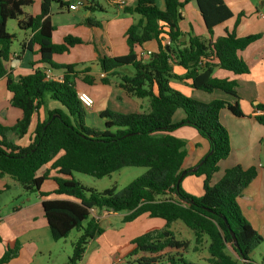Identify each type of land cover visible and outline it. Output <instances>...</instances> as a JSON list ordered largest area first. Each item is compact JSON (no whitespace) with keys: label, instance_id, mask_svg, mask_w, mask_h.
I'll use <instances>...</instances> for the list:
<instances>
[{"label":"trees","instance_id":"1","mask_svg":"<svg viewBox=\"0 0 264 264\" xmlns=\"http://www.w3.org/2000/svg\"><path fill=\"white\" fill-rule=\"evenodd\" d=\"M73 2L76 0H41L40 14L26 17L23 10L32 6L34 0H0V80L6 77L10 105L21 112L12 127L0 124V178L11 177L24 192L44 199L42 208L53 241L68 238L74 230L82 231L73 245L69 264H80L90 241L105 233L100 222L91 216L92 210L125 213V223L143 215L165 222L162 228L130 241L128 256H142L134 259L137 264H195L187 260L186 254L203 250L208 253V264H256L250 255L264 239L244 217L238 199L257 178V168L236 165L227 169L216 184L212 182L220 162L231 153V137L220 120L221 112L227 110L235 117H243L237 81L216 78L214 71L219 68L235 76L248 74L249 68L238 53L257 42L261 34L237 36L236 29L246 15L242 12L232 31L214 39L215 28L234 18L225 0H164V10L157 6V0H136L135 8L126 10L141 16L126 33L129 53L108 57L97 50V63L106 75L103 84L107 85L110 77H117L119 87L131 97L147 99L150 110L127 115L103 112L106 130L96 131L85 126L83 106L77 97L75 79L82 72L76 65H57L53 61L55 55L83 44L72 36L65 37L61 44L52 39V6L57 4L61 11H68ZM190 3L197 4L208 37L198 36L192 29L188 33L181 30V12ZM78 4L85 12H104L97 0H90L87 6ZM11 20L17 21L20 31L32 32L29 47H38V64L42 67L26 76L15 77L6 69L16 38L7 30ZM86 21L100 26L91 17ZM152 42L157 46L155 53L147 58L138 55V48ZM22 48H26L25 43ZM175 65L185 74L177 75ZM129 67L134 74L125 72ZM45 68L63 70V82L46 80ZM173 80L186 81L194 90L205 93L220 91L233 97L235 103L198 101L174 89ZM84 81L92 83L93 78L86 77ZM47 96L61 103L66 112L47 110ZM41 109L45 118L38 117L34 124L33 118ZM254 110L261 112L254 120L264 126V105L259 104ZM178 111L185 118L175 123ZM55 115L59 117L53 119ZM180 127L195 129L212 152L195 173L183 169L186 141L174 135ZM7 133L19 140L29 135L30 142L27 146L18 145L7 140ZM124 168H146L147 172L120 193L115 188L97 192L74 176L79 173L103 179ZM184 171L187 173L177 186ZM189 176L203 177L202 196H192L183 189L182 182ZM48 181L56 187L52 192H43ZM177 223L188 230L190 239L178 236L173 229ZM21 249L19 241L8 244L0 264L17 258Z\"/></svg>","mask_w":264,"mask_h":264},{"label":"crops","instance_id":"2","mask_svg":"<svg viewBox=\"0 0 264 264\" xmlns=\"http://www.w3.org/2000/svg\"><path fill=\"white\" fill-rule=\"evenodd\" d=\"M90 0H88L89 3ZM109 8L105 6L101 0H97L99 5L104 9V12H93L88 15L83 11V8L78 4L79 2H73L70 6L68 13H74L71 18H63L58 24L53 22V11L51 10V22L55 27L53 33V43L61 44L64 38L72 36L79 38L83 41L82 45L71 48L66 54L75 55V63L69 64L68 59H64L61 56L55 55L53 60L57 65H77L80 63H97V50L100 53L108 57L124 56L129 53V47L127 44L126 33L128 29L137 24L141 20V16L137 14L126 13L127 9H134L136 6V0H106ZM122 1L125 3L124 8H120L114 5V2ZM234 14V18L215 28L214 39L221 37L225 32L232 31L236 17L244 12L246 15L241 19V23L236 29L238 37H245L248 35L261 34V38L251 44L246 50L239 52V57L246 63L249 68V73L246 75L235 76L233 73L215 69L214 77L219 79L235 80L238 83L237 94L239 96V104L243 112V117H235L227 110L221 112L220 120L222 124L227 128L231 137V153L229 157L219 164V171L213 176L212 182L216 184L223 176L224 172L236 165H241L248 169L256 167L258 170L257 178L243 191L241 197L238 199L241 211L244 217L250 222L253 229L256 230L264 239V126L258 124L254 117L261 112H255L254 107L259 104L264 105V0H225ZM41 0H34L32 6L24 9V15L26 17H36L40 14ZM157 6L164 10V0H157ZM73 7V9H72ZM112 7V8H111ZM53 9V7H52ZM73 10V11H72ZM113 14H106L108 12ZM59 12V11H58ZM65 11H60L64 13ZM84 12L80 17L78 14ZM98 14H103L99 18ZM183 20L180 23L181 30L188 33L191 29L198 36L208 37V32L203 23L199 9L196 3H190L186 5L182 10ZM108 15V16H107ZM70 16V14H69ZM91 17L93 21L100 24L99 27L92 26L86 20ZM13 33L15 39L23 37L22 44H26V48L21 52H12L10 60L6 63V69L9 74L15 77L29 75L35 68L42 67L38 64L40 56L35 58L37 50L34 45L29 47V42L33 36L30 31ZM157 51V46L154 42L145 44L142 49L138 48L137 53L141 52ZM29 53L33 54V57L29 58ZM57 60V61H56ZM77 70L82 72L75 79L77 93L85 92L94 99V106L91 109H97L102 104H107L114 97L127 101L132 105L130 112L143 113L144 101H136L123 91L119 87V79L117 77H110L107 85L103 84L102 79L106 76L101 72L100 78H96L92 74L91 67L84 64L81 67H77ZM128 72V69H124ZM88 71V72H84ZM174 72L177 75H184L185 71L174 66ZM53 75L57 78L63 79V73L57 74L53 71ZM104 76V77H103ZM86 77L93 78L92 83L85 82ZM116 79V80H113ZM6 77L0 80V105L5 108L4 116L11 117L13 121L17 122L21 118V112L11 110L10 99L11 94L6 88ZM171 86L183 93L188 97H192L198 101L210 103L214 100H225L231 104L235 103V99L220 91H214L213 93H205L202 91L194 90L190 84L186 81H171ZM116 89L117 92L114 90ZM116 92V93H115ZM226 95V96H224ZM141 100V99H140ZM99 110L100 116L103 112L111 111L109 106L106 105ZM129 109V108H128ZM54 110V109H53ZM58 110V109H55ZM121 111H128L127 109L120 108ZM114 112V111H111ZM114 113L123 114L116 111ZM126 113L125 115H127ZM44 109L39 110V114H36L33 118V123L37 121V118H45ZM9 116V117H8ZM185 114L178 111L174 117V122L179 123L183 121ZM34 125L30 128V134L32 133ZM174 135L180 139L186 141L187 156L184 162L183 169L189 170L196 167L210 151L209 143L203 139L198 132L190 127H180ZM30 142V138L25 143H16L21 146H27ZM184 179V190L195 197L203 195V187H201L202 179L195 180L191 176ZM11 177L0 178V197L5 196L7 192L18 190V196L7 199L5 203H0V259L3 257L7 246L10 243L19 241L22 245V249L17 258L13 259L7 264H35L40 258H44L51 250L48 248L51 238L47 221L44 217L42 208L43 198L36 194L35 199L27 197V195L20 194L21 186L19 183ZM182 182V185H183ZM20 186V187H19ZM55 184L51 181L46 182L43 187V192H52L55 189ZM1 207L4 211H1ZM100 214L91 212V216L101 222V218L107 219L110 216H120L118 233L127 232L130 237L125 242H130L134 238L149 232L151 230L160 229L165 225V222L161 219H151L147 215H143L132 223H125V213H113L106 210L97 211ZM101 217V218H100ZM144 225L143 228L136 230L138 223ZM123 225V226H122ZM182 226V227H181ZM176 228H183L187 233L188 230L181 223H177L173 226L174 231L180 238H187L183 233L176 230ZM190 235V233H189ZM51 240H53L51 238ZM261 250L259 257L255 260L256 250ZM254 251V258L251 260L256 264H261L264 260V242Z\"/></svg>","mask_w":264,"mask_h":264},{"label":"rangeland","instance_id":"3","mask_svg":"<svg viewBox=\"0 0 264 264\" xmlns=\"http://www.w3.org/2000/svg\"><path fill=\"white\" fill-rule=\"evenodd\" d=\"M101 2L105 6H107V8L110 7L108 6V3L106 0H101ZM52 7H53L52 9L53 17L52 18L55 24H58V22L61 21L63 18H71L74 14V13H68L67 11H65L64 13H60L61 10L59 9V6L57 4H54ZM83 13L84 12H81L78 15L81 17ZM106 14L110 15V14H113V12L110 11ZM95 15H98L99 18L104 16L103 14H98V13H96ZM7 30L10 34L20 32L17 21L16 20L9 21V23L7 24ZM22 42H23V37H18L17 39H15L11 45V51L21 52ZM34 46L37 50V54L35 55V58H37V61H38V57H39L38 47L36 45ZM28 57L29 58H27L26 62H28V60L33 57V54L29 53ZM61 57L64 59H68V62H70L69 64H73L76 61L74 54H65ZM84 64H87L88 67H91L92 74L96 78V80L100 78L101 69L98 63H94L91 65L90 63H80V64H77L76 66L81 67ZM127 69H128V72H127L128 74H134L133 68L129 67ZM54 72L57 74H60V73H63V70H54ZM113 80H116V79H113ZM114 90L117 92L116 89ZM114 96L115 95H113V98L111 99V101H108L107 104L105 103V104H102L101 106L99 105L97 109H88V108L82 107L83 121L86 127L96 130V131L106 130V126H105L106 120L105 118H102L99 113L100 112L99 110H102L100 108H103V106L105 107L106 105H108L109 109L114 112L119 111V112H122L123 114L133 113L129 111L132 108V105L129 102L127 101L123 102L122 100H119L118 98ZM133 99H135L136 101H144V107L142 111L143 113L149 112L150 104L147 99L145 100H140L137 98H133ZM123 107L127 109L128 111H125V110L121 111L120 108H123ZM45 108L47 110L59 109V110H62L63 112H66V109L63 107L61 103L52 100L49 96H47L46 98ZM10 109L20 112V110L15 109V108H10ZM4 112H5V108L1 107L0 105V124L3 125L4 127H8V128L12 127L16 123V121L14 122L13 119L9 116H8L9 118H7V116L5 117ZM112 131H115V129H112ZM6 138L7 140L14 142V143H25L29 139V135L24 137L22 140H19L13 134L7 133ZM146 172H147L146 168H124L121 171L116 172L112 174L111 176L103 178V179H95L93 177H90L84 174H79V173H75L74 176H75V179L79 181L81 184H83L84 186L88 188H92L96 190L97 192L101 193L107 189L115 188L116 192L120 193L131 182H133L140 176L144 175ZM191 178L195 180L202 179V177H196V176H191ZM187 179L189 178H186L184 182ZM184 182H183L182 187L184 186ZM201 187H203V182H201ZM19 189H20V194H23V195L25 194L27 195V197H32L35 199L36 194H28L24 192L22 187ZM17 194H18V190H14L11 193L7 192L5 196L0 197V203H5L7 199L17 197L18 196ZM1 211H4V208L1 207ZM93 214H97V212L93 210ZM97 216L99 217L100 214H97ZM119 221H120V216H110L107 219L101 218L100 225L105 230V233L102 234L101 236H98L95 240L90 241V243L87 246L84 258L80 264H137L133 262L134 259H139V257H142V256H137L133 258L128 256L131 250V246L129 244L130 242H125L124 240H126L127 237L129 238L130 235H127V232L118 233L119 225L117 224H119ZM86 225H87V222L83 224L84 227ZM143 227L144 225L141 224V222H139L138 225L136 226V230H139ZM176 230L183 233L184 236H186L187 238H190L189 233H187L183 228H180V229L176 228ZM81 235H82V231L74 230L72 231V233L69 235L68 238L63 239L59 242H55L51 240L50 238L48 240L50 242H47V243H50V245H48V248H50L51 252L47 253L44 258L38 259L35 264H69V258L72 256V253H73V245L77 242V240L80 238ZM260 251H261L260 249L255 251L256 252L255 258L253 257L254 256V252H253L250 255V258L251 259L254 258L255 260H257L259 257ZM207 257H208V253L206 250H203L200 253L190 252L186 254L187 260L195 264H208L206 262Z\"/></svg>","mask_w":264,"mask_h":264},{"label":"built area","instance_id":"4","mask_svg":"<svg viewBox=\"0 0 264 264\" xmlns=\"http://www.w3.org/2000/svg\"><path fill=\"white\" fill-rule=\"evenodd\" d=\"M114 5L120 7V8H124L125 7V3L122 1H116L114 2ZM153 53L152 52H141L140 56L142 58H147L150 57ZM46 80L48 81H54V82H58V83H62L63 79L62 78H57L53 75V71L50 68H45L43 71ZM104 77V76H103ZM77 97L78 100L80 101V103L82 104L83 107L91 109L93 108L95 102L93 97H91L89 94L85 93V92H80L77 93Z\"/></svg>","mask_w":264,"mask_h":264},{"label":"water","instance_id":"5","mask_svg":"<svg viewBox=\"0 0 264 264\" xmlns=\"http://www.w3.org/2000/svg\"><path fill=\"white\" fill-rule=\"evenodd\" d=\"M77 2H79V3H81V4H83L84 6H87L88 5V0H76ZM87 14L89 15L90 14V12L88 11L87 12ZM59 116L58 115H55V116H53V119L54 118H58ZM212 154V152H210L207 156H205L204 157V159L196 166V167H194L192 170H191V172H193V173H195V172H197L203 165H204V163L206 162V160H207V158L210 156ZM186 171H184L183 173H182V175H181V177H180V179H179V181H178V183H177V186H179L180 184H181V181H182V179L184 178V176L186 175ZM224 219V221L227 223V220H226V218H223ZM228 227H229V225H228ZM234 240H235V238H234ZM235 246L236 247H238V245H237V243H236V241H235Z\"/></svg>","mask_w":264,"mask_h":264}]
</instances>
